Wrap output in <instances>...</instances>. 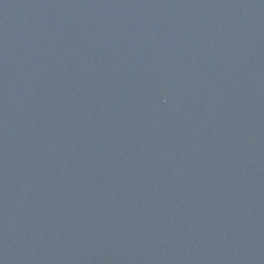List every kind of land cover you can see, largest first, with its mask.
Returning <instances> with one entry per match:
<instances>
[{
  "label": "water",
  "instance_id": "water-1",
  "mask_svg": "<svg viewBox=\"0 0 264 264\" xmlns=\"http://www.w3.org/2000/svg\"><path fill=\"white\" fill-rule=\"evenodd\" d=\"M0 264H264V0H0Z\"/></svg>",
  "mask_w": 264,
  "mask_h": 264
}]
</instances>
